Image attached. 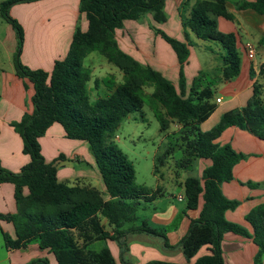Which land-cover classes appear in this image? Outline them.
<instances>
[{
    "label": "trees",
    "instance_id": "obj_1",
    "mask_svg": "<svg viewBox=\"0 0 264 264\" xmlns=\"http://www.w3.org/2000/svg\"><path fill=\"white\" fill-rule=\"evenodd\" d=\"M37 1L40 0H5L0 4L2 18L17 36L13 59L16 74L34 86L33 113H26L21 121L12 124L22 138L23 154L30 157V162L19 173L0 165V184L15 186L17 205V213L0 215V221L12 223L16 232L13 239L3 231L6 247L22 249L36 243L53 253L58 264H116L109 249L95 252L89 247L99 241H115L124 262V254L129 250L128 236L147 234L161 238L168 249L180 248L187 259L185 263L155 260L147 264H224V236L228 233L251 236L245 228L226 219V213L236 210L240 202L226 198L221 189L222 184L234 180L233 169L245 155L237 153L230 144L219 145L217 140L232 127L264 140V66L258 74L251 70L254 83L248 104L224 113L216 126L202 132L200 125L217 110L212 89L215 83L203 72L187 92L183 72L190 54L187 45L159 32L181 64L177 88L161 73L124 53L115 39L116 30L122 29L126 20L139 21L146 14H152L155 22H166L165 0H81L79 10L85 15L88 28L84 31L77 27L67 56L56 61L51 73L31 70L22 64L25 32L10 14L17 4ZM248 9L264 17V0L245 2L239 7V10ZM217 17L234 20L227 9V0H198L190 15L184 17L183 26L192 30L198 39L221 47L222 80L230 82L240 76L242 59L236 35L222 33ZM260 44L264 46V38ZM93 52L102 55L124 76L123 83L114 85L108 95L95 102L91 101L88 87L92 70L85 64ZM146 86L154 87L151 100L157 105L154 113L161 131L167 132L171 123L187 130L180 165L187 166L194 159L212 162L200 178L190 177L184 182L187 209L198 210L201 198L204 204L177 246H171L165 231L151 227L139 213L146 204L160 198L162 190L154 191L138 184L134 163L111 141L112 133L124 119L133 113L143 114ZM56 123L64 128L68 139L88 144L108 200L95 188L60 182L57 162L65 158L63 155L55 162H46L39 140ZM173 152V148L168 149L165 160L174 159ZM158 171L156 167L155 174ZM246 220L253 227L252 238L259 247L258 264L264 257V204L248 213ZM204 247L209 248V254L191 263ZM30 264L49 262L40 260Z\"/></svg>",
    "mask_w": 264,
    "mask_h": 264
},
{
    "label": "crops",
    "instance_id": "obj_2",
    "mask_svg": "<svg viewBox=\"0 0 264 264\" xmlns=\"http://www.w3.org/2000/svg\"><path fill=\"white\" fill-rule=\"evenodd\" d=\"M80 1L40 0L17 4L11 8V16L19 21L25 32L21 55L23 65L31 70L51 73L56 61L65 59L77 27H81L84 31L88 28L85 15L79 10ZM197 1L165 0L166 22H155L152 14H146L139 21L126 20L123 28L116 30L115 39L124 53L132 56L142 65L161 73L177 88L181 64L172 46L159 32L187 45L190 54L183 66L187 92L194 80L204 72L215 83L212 87L215 92V102L221 99V103H217V110L200 125L202 131L203 127L212 121H214L213 125L219 123L224 113L244 108L251 99L254 83L251 79V70L258 74L264 66V46L260 44L264 38V17L250 9L239 10L243 3L254 0H227V9L234 15V20L217 17L218 28L222 33L236 35L242 65L240 76L233 81L225 82L222 80L220 61L223 52L212 56L206 53L214 46L218 48V45L198 39L192 30L183 26L184 17L190 15ZM185 3L186 7L183 6ZM248 45L254 46L256 51L255 58L252 60L247 55ZM4 47L6 52L0 51V165L13 173H19L22 167L30 162V157L23 154L22 138L12 124L21 121L26 113H33L34 86L16 74L13 59L17 49V36L12 27L8 30ZM202 47L205 48L202 52L195 51ZM5 54L10 64L6 68L2 63ZM216 55L219 56L215 58ZM86 66L92 70V79L88 84L90 97L91 94L98 99L105 97L114 85L123 83V73L107 60L104 63L92 61ZM215 70L218 72L214 73ZM223 95L229 97L227 102L224 101ZM224 104L225 106L221 107ZM39 141L47 163L57 161L61 155L65 157L57 162L60 182L69 186L95 188L103 193L105 200L109 199L87 143L68 139L64 128L57 123ZM217 143L221 146L230 144L237 153L245 155V159L233 169L234 180L222 184L221 189L226 198L240 202L236 210L226 213L227 220L242 226L251 236L244 237L232 233L224 236L222 242L224 264H257L259 247L253 241L254 230L247 222L246 216L254 208L264 204V140L237 127H232L222 134ZM211 164L210 160L194 159L173 177L167 178L165 175L162 176V173L157 175L161 181H164V178L168 179L169 183L166 185L172 187V191L175 188L180 191L176 196L169 192V188L166 189L160 184L162 196L150 203L151 207L144 206L149 214L143 215V220H146L153 228L164 230L171 246H177L186 236L191 221L199 217L204 204L201 198L198 210L187 209L184 182L190 177L200 178L203 171ZM28 193L29 191L25 189V194L28 195ZM165 199L168 203L163 201ZM173 199L176 202H173ZM15 213H17L15 186L9 183L0 184V215ZM103 224L107 225V221L103 220ZM0 228L2 235L5 231L13 239L16 238L12 223L0 221ZM130 238L134 239L136 244H131ZM127 241L129 250L124 254V262H121V250L115 241L95 242L89 250L100 252L105 248L109 249L116 264H147L155 260L187 262L180 248H166L164 241L159 237L136 234L128 236ZM207 254H209V248L204 247L191 260V263ZM40 260H46L49 264H58L53 253L41 249L36 243L22 249H9L5 244V248L0 253V264H30ZM258 264H264V257Z\"/></svg>",
    "mask_w": 264,
    "mask_h": 264
},
{
    "label": "rangeland",
    "instance_id": "obj_3",
    "mask_svg": "<svg viewBox=\"0 0 264 264\" xmlns=\"http://www.w3.org/2000/svg\"><path fill=\"white\" fill-rule=\"evenodd\" d=\"M2 1L5 0H0V3ZM9 28H11V26L5 22L0 14V51L2 52L5 51L4 46L5 41L8 37ZM215 45L217 46V44ZM202 50H205V48L202 47L198 50L195 49V51L198 53L202 52ZM219 52H223L220 46H218V48H215L214 46L212 50L209 49L206 51V53L211 56L213 54H219ZM218 56L219 55H216V57H214L217 58ZM8 60L9 59L5 54L2 60L3 66L5 68L9 67L10 65ZM92 61L104 63L106 62V59L102 57L98 52H94L85 59V63L89 64ZM97 65L99 67V64ZM216 72L218 71L215 70L214 73ZM153 93L154 87H144V97L146 105L143 108V114H141L140 112L133 113L128 118L124 119L120 126L112 133L111 141L118 145L134 163L138 184L154 191L157 190L159 188V185L161 184V186H165L166 189L169 188L168 190L171 194H176L177 196L180 190L178 188H175L172 191V187H169L166 184L169 183L167 179L168 176L173 177L183 168L180 164L183 157V150L186 149L183 136L186 135L187 130L176 123H171L170 129L167 132L161 131L160 122L157 120L154 113L157 105L151 100V96ZM100 95L103 96L102 94ZM91 98L93 102L98 99V97L96 98V96L94 97L92 94ZM223 98L225 102H227L229 99V97L225 95H223ZM224 106L225 104L221 107ZM162 111L164 112L165 110ZM213 122L214 121L206 124L203 127L202 132L210 131L214 126L218 124L217 122L213 125ZM171 148H173L174 150L172 154L174 159L165 160V154L167 150ZM156 167H158L159 169L158 175L162 173V176H167V178H164V181L159 180L160 178L157 177V174H155ZM163 201H166V203H168V200L166 199ZM172 201L176 202L174 201V199ZM146 205H148V207H151L150 203ZM139 213L141 219H143V215L147 216L149 214L146 208L144 210L141 209ZM130 243L136 244L134 239L131 240V238ZM139 244H141V242ZM4 248L5 242L0 228V253Z\"/></svg>",
    "mask_w": 264,
    "mask_h": 264
},
{
    "label": "built area",
    "instance_id": "obj_4",
    "mask_svg": "<svg viewBox=\"0 0 264 264\" xmlns=\"http://www.w3.org/2000/svg\"><path fill=\"white\" fill-rule=\"evenodd\" d=\"M247 50V55H248V58L249 59H254L255 58V55H256V51H255V48L254 46L252 45H248V47L246 48ZM217 103H221V99H217Z\"/></svg>",
    "mask_w": 264,
    "mask_h": 264
}]
</instances>
